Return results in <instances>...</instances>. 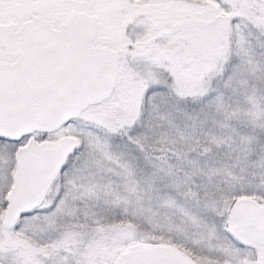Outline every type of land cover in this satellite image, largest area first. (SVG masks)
I'll return each mask as SVG.
<instances>
[{
  "label": "snow or ice",
  "instance_id": "6c2138e0",
  "mask_svg": "<svg viewBox=\"0 0 264 264\" xmlns=\"http://www.w3.org/2000/svg\"><path fill=\"white\" fill-rule=\"evenodd\" d=\"M0 264H264V0H0Z\"/></svg>",
  "mask_w": 264,
  "mask_h": 264
},
{
  "label": "rangeland",
  "instance_id": "374dc122",
  "mask_svg": "<svg viewBox=\"0 0 264 264\" xmlns=\"http://www.w3.org/2000/svg\"><path fill=\"white\" fill-rule=\"evenodd\" d=\"M101 251H103V249H101Z\"/></svg>",
  "mask_w": 264,
  "mask_h": 264
}]
</instances>
